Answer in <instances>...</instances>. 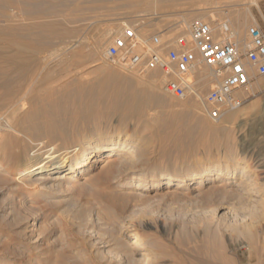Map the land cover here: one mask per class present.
Returning <instances> with one entry per match:
<instances>
[{"label": "rangeland", "instance_id": "obj_1", "mask_svg": "<svg viewBox=\"0 0 264 264\" xmlns=\"http://www.w3.org/2000/svg\"><path fill=\"white\" fill-rule=\"evenodd\" d=\"M121 1H105V6L100 2V8L99 3L94 8L84 1L81 2L83 4L80 3L83 9L75 13L77 16L70 13L71 5L67 7L69 14L67 10L62 12L69 15L68 18L76 17L74 23L63 22L65 27L72 28V33L66 34L65 39L62 37L56 40L52 47L38 54L40 60L51 58L53 65L47 73L53 72V75L48 81L39 84L32 82V93L38 97L32 101L27 95L21 104L23 110L31 112L39 111L45 106L50 110L46 116L33 115V120H61L63 131L52 128L39 137L41 141L53 143L57 147L73 143L76 136L95 131L120 129L130 134L139 133L145 118H151L153 127L143 131L147 136L155 134L149 143L146 152L148 155L135 158L134 166L121 171L120 175L113 170L115 178L112 174L111 178L101 175L100 168H94L87 175L58 186H51L47 182L37 183L35 187H19L3 178L0 181V264H129L128 257H123L122 249L133 233L152 239L160 247V254L165 253L158 262L160 264H264V220L260 218L251 224L248 216L241 218V213L234 208V201L231 203L229 217L234 213L239 217L232 219L234 227L244 229L251 224L248 227L256 234L252 244L247 232L227 228L223 223L227 220L219 218L226 212L223 205L225 200L237 196L234 186H227V190H224L221 184L230 183L231 179L228 178L238 174L244 164H239L235 173L221 175L216 182L196 189L171 187L158 193L154 184V179L159 178L160 173L184 171L182 174H187L189 169L196 167L199 160L223 158L226 155L244 158L243 161L252 165L251 170L264 168V76L255 72L252 82L258 84L248 86L250 84L247 82L237 91L236 97L241 104L234 109L235 116L224 122V125H228L227 133L204 130L198 125V121L204 118L212 124L228 119L227 114L220 120H213L206 114L203 97L216 85V80L210 74V68L197 58V54L195 57L198 64L194 68L197 73L191 79L195 91L198 90L194 96L186 100H178L171 95L163 96L159 84L152 99L154 102L151 101L143 110L145 114L141 117L133 113L131 116L130 99L125 92L135 86L132 74L144 67H141V63L132 73V70L110 63L104 51L117 34L111 36L101 33L109 20L116 18L122 20L121 24L136 28L138 37H143L142 44L148 42L144 44L146 47L143 45L144 49H149V45L159 44L162 52V47L170 40L185 36L188 39V30L178 29L179 20L186 8L211 5L216 8L209 13L198 12L193 18H189V23L199 15L206 21L213 19V26L217 25L214 29L218 31L223 22H227L232 29L240 18L245 24V32L247 26L253 24L264 31V0H250V6L239 4L245 0H219V3L212 0H202L199 3L194 0H178L176 2L179 4L168 5V8L164 6L163 10L158 11H154V7L149 8L150 5L146 3L141 12L130 14H142L138 20L126 17L127 11L137 9L121 5ZM124 1L126 0L122 2ZM106 4L109 6L106 7ZM10 16L13 22L20 20V10L12 8ZM56 18L60 19V16ZM94 41L99 46L98 56L90 54V45ZM102 42H105L103 46ZM153 42L156 44H152ZM80 47L84 50L81 51ZM26 55L29 57L23 53L24 57ZM249 67L253 68L246 64V68ZM146 72L148 80L160 81L164 78L157 71ZM114 73L119 74L123 80V86L119 89L123 91V95L119 98L115 97L118 89L111 82ZM99 74L109 81L107 85L112 84L110 88L103 91L95 89ZM199 75H203V83L207 82L204 89ZM124 114H128L125 120ZM143 176H149L148 181L136 187L137 180ZM259 176L264 181V172ZM77 207L78 209H74ZM77 211L85 212V217ZM33 222L36 227L32 225ZM215 234L221 237L219 247L208 243ZM98 238L107 242L106 245L99 243ZM99 250L103 252L98 253Z\"/></svg>", "mask_w": 264, "mask_h": 264}, {"label": "bare ground", "instance_id": "obj_2", "mask_svg": "<svg viewBox=\"0 0 264 264\" xmlns=\"http://www.w3.org/2000/svg\"><path fill=\"white\" fill-rule=\"evenodd\" d=\"M105 1H108L107 3H109L110 1H116V0H0V181L4 178L10 181L11 183H13V185L19 187H25V186L35 187L37 183H47V182L51 183V186H55V185L58 186L66 181L69 180L73 181L77 177L87 175V173L94 168H100L101 170L100 174L105 177L106 176L108 177L111 174L112 175L116 174L114 171H117L118 175H120L121 171L124 172V170H129L134 166L133 161L135 158L137 157L141 158L145 155H148L146 152L149 148L150 141L153 139L152 136H154L155 134L153 133L152 136H147L143 131L145 129L153 127V119L151 118L150 119L145 118V120L142 122L143 124L140 123L142 124L141 127L142 131L140 129L139 131L141 132L139 133L130 134L129 132H123L120 129L95 131L89 134L87 133L86 135L83 136H76L73 143L64 145L62 147H57L53 143L47 144L41 141L39 137L41 135H44L46 132L50 131L52 128H58L61 131H63L64 126L62 125L61 120L52 119V118L46 119L45 122H41L39 120H33L32 118L33 115L46 116L47 114L50 113V110H48L46 106L40 109L39 111H35V112L23 110L22 108L21 101L26 100L25 98L27 95L30 96L29 98L32 101L38 97V95L32 93L33 92L32 87L34 86L31 85L32 82L35 81L37 82L35 84H39L40 82L48 81L53 75L52 74L53 72L47 73V70L53 65L52 61L50 62L51 58L40 60L38 58V54L52 47V45H54L56 40H60V38L64 37L66 34L72 31V28L69 29L65 27L63 22H73L76 19V17L74 16L83 9V7L80 6L81 2H84L85 4L87 2L88 4H91V6L94 8L95 7L97 8V4L99 3L98 7L100 8L99 5H102L100 4V2L103 3ZM122 1L121 3L123 4L121 5L127 6L129 8L135 7V9H137L136 11L134 10V11L126 12V14H128L126 15V17L134 20L140 19L142 14L139 15H130V14L135 12H141L143 9L142 8L143 5L146 3H148L147 5H150L148 6L149 8L154 7L153 10L156 9V11H158V9L163 10L164 6L165 7L167 6L168 8V5L179 4V2H176L178 0H126L124 2ZM194 1L198 3L202 2V0H194ZM212 1H216L214 3H219L217 2L219 0H212ZM251 2L252 1L250 0L247 1L245 0L244 2L239 4L250 6L249 4ZM69 5H71L70 6L71 12L70 10H67V7ZM107 5L108 4H106V7ZM115 5L117 6V4ZM104 6H102V8ZM14 7L20 10L21 18L20 20L18 21L16 20L13 22V19L10 16V11ZM87 8L88 7H86V9ZM214 8L215 7L213 5H211L210 7L186 8L184 10L183 17H181V20H179L178 29L179 30L181 29L182 31L188 30L190 24L189 18H193L198 12L204 11L209 13ZM65 10H67L68 14L69 12L72 15H74L75 13L76 14L73 17H71L72 15L70 14L71 18H68L69 15L67 16L64 15L66 13L62 14V12H64ZM58 15L60 16V19L56 18V16ZM201 17L202 16L198 15V18L196 17V19L194 20L204 19ZM109 21L110 22L105 27L102 26L103 29L101 33H104L106 35L110 34L111 36L112 34L115 33L118 35L121 32V29H123L124 26H126V24L124 25L121 24L122 20L119 21V19L116 18L113 19L111 18V20ZM208 22H210L212 27L217 26V25L213 26V22H214L213 19H211ZM244 26L245 24L241 21L240 18H238L235 23V26H233L232 28L234 41L237 44L241 45L242 49L245 48V38H246ZM104 38L106 39L105 36ZM105 42L101 43L102 46L103 44H105ZM159 42L160 41H158V43ZM154 43L156 44V42H153L152 44ZM144 44L140 42V44L136 46L137 52L144 51V46H145ZM90 46H91L90 54L98 56L99 46L95 44V41ZM80 49L82 51L83 48L80 47ZM23 53L28 54L29 57L27 55L26 56L28 58L24 57ZM40 57L42 58L43 56ZM197 64L198 63H196V65ZM141 67H143V63ZM141 70L139 69L137 70V72L135 71V73H133V69L132 71L130 70L134 74V75L132 74V76H133V80L135 81V86L131 87L129 90L125 92L127 98L130 99L129 114H131V116L133 113L134 114L137 113L141 117L143 114H145L143 113V110H145L144 108L149 103H151L152 99L155 97V92L157 90V87H159V84L161 85L163 96L169 95L163 90V84L165 82V78L160 79V81H158L157 79L148 80L147 79L148 74L146 72L147 70L145 68H142ZM152 72H156V71L154 70ZM196 73L197 71H195L194 69L193 75H196ZM210 74L213 75L212 72ZM254 74H255V70L249 67L247 69V77H248L247 82L250 85L248 86H252V84L255 83L258 84V82H252L253 81L252 77ZM199 78H200L199 80L202 83L201 87L202 89H204V87H206L205 83L207 82L203 83V79H204L203 75H199ZM209 78L211 77L209 76ZM96 79L97 81L95 82L94 85L95 89L103 91L108 89V87L110 88L112 85V84L110 86L107 85L109 81L105 79L104 75L102 74H99ZM111 82L118 89L116 91L115 97L119 98L120 96L123 95V91L119 90L120 87L123 86V80L121 79L119 74L114 73L113 80ZM196 91L198 92V90ZM236 95L238 96V93H236L235 96ZM225 114H227L228 120H222L218 124H212L208 121V119L206 120L204 118L198 121V125L200 126V128H203L204 130H212L215 132L218 131L221 133H227L226 131L228 125L227 126L224 125V122H228L229 119H232L233 116H235L236 111L227 110ZM127 115L128 114L123 115V120H125ZM183 118L185 119V117ZM186 121L187 120H185V122ZM189 132H191V129H189ZM157 134L158 133L156 132V135ZM243 159L241 158L239 159L235 155L234 157L226 155L223 158H215V159L206 158L205 160H199L198 162H196V167H194L193 169H189L187 174H182L184 171L182 173L181 172L160 173L159 178L154 179L156 191L158 193H163L165 189L171 187H182L183 189L186 190L196 189L198 187L200 188L201 186H204L208 183L216 182L219 176L221 175L235 173L239 164H244L243 166H241L240 170H238V174H236L234 177L230 176L228 178V180L231 179L230 183L221 184L224 190H227L226 189L227 186H234L237 191L236 194L237 196L236 198L230 197L229 200H225L223 205H225L224 209L226 210V212L224 213V215L222 214L220 215V217L219 216L218 217L220 219L227 220L226 223L223 222L224 224H226L224 226H226L227 228L231 227L237 230H244L245 233L247 232V236L249 237L248 239L253 244L255 242L256 234L254 233V231H251L250 229L251 224H254L255 221L260 218L264 220L263 219L264 218V181L260 180V178L263 177L259 176L261 172H264V168L260 167L261 169L260 168L258 169L260 173L258 172V170H251L253 169L251 167L252 165L250 166L246 161H243ZM240 160L243 162H241ZM111 176L109 178H111ZM148 179L149 176L140 177L137 180L138 182L136 184V187H140L144 185L148 181ZM233 201L235 205L234 208L236 207L237 212L239 214L241 213L242 217L241 216L240 217L247 218L248 216L249 219L252 221V223L250 225L248 224L246 227H244V229L243 227L240 226L234 227V224L232 223V219L236 220V217H238L236 213L231 214L232 217H229L230 216L229 214L231 213V209H232L231 205L233 204ZM74 209H78V207ZM77 212L79 213L80 211ZM80 215L82 217H85L84 216L85 212H80ZM209 217L211 219V216ZM32 225L36 227V223L33 222ZM220 238L221 237L218 234H215L212 238V241H208V243L210 245L219 247ZM99 243L106 245L107 242L100 241ZM122 250H124V252L122 251L124 255L123 257H125V255L126 257H128L129 264H155L158 263L160 261V258H162L163 254H165V253L160 254V247L152 239L141 237V235H138L137 233H133L132 237L130 239H127L126 243L123 244ZM99 252L102 253L103 251L99 250L98 253ZM110 253L112 254V251ZM223 259L226 261V258ZM202 264H209V263H202Z\"/></svg>", "mask_w": 264, "mask_h": 264}, {"label": "built area", "instance_id": "obj_3", "mask_svg": "<svg viewBox=\"0 0 264 264\" xmlns=\"http://www.w3.org/2000/svg\"><path fill=\"white\" fill-rule=\"evenodd\" d=\"M245 48L234 41L233 31L227 22L215 30L205 19L194 20L188 27V39L177 37L162 48L159 44L137 52L142 42L136 28L124 26L105 49L110 63L128 70L141 63L149 71H157L164 78L163 90L178 100L195 95L193 70L197 58L208 66L216 85L203 97L206 114L220 120L227 110H234L241 101L235 96L247 81L246 64L252 66L257 75L264 76V31L257 24L246 28ZM158 42V41H156Z\"/></svg>", "mask_w": 264, "mask_h": 264}]
</instances>
